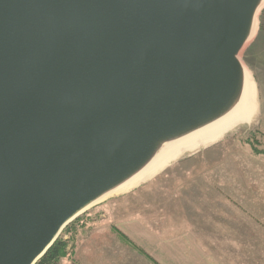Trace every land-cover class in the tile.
Returning a JSON list of instances; mask_svg holds the SVG:
<instances>
[{
    "label": "water",
    "instance_id": "1",
    "mask_svg": "<svg viewBox=\"0 0 264 264\" xmlns=\"http://www.w3.org/2000/svg\"><path fill=\"white\" fill-rule=\"evenodd\" d=\"M262 1L0 0V264H37L161 144L241 105Z\"/></svg>",
    "mask_w": 264,
    "mask_h": 264
},
{
    "label": "rangeland",
    "instance_id": "2",
    "mask_svg": "<svg viewBox=\"0 0 264 264\" xmlns=\"http://www.w3.org/2000/svg\"><path fill=\"white\" fill-rule=\"evenodd\" d=\"M241 61L257 89L258 110L251 126H239L215 146L182 155L152 181L79 217L59 237L67 242V252L91 235L95 223L140 220L156 239L183 253L196 248L212 253L213 263L238 262L235 229L227 227V219L234 218L236 206L252 203L255 187L264 203V8ZM165 248L164 262H182L180 254Z\"/></svg>",
    "mask_w": 264,
    "mask_h": 264
},
{
    "label": "crops",
    "instance_id": "3",
    "mask_svg": "<svg viewBox=\"0 0 264 264\" xmlns=\"http://www.w3.org/2000/svg\"><path fill=\"white\" fill-rule=\"evenodd\" d=\"M252 194V203L236 206L234 218L227 219V227L235 229V242L238 250L235 254L238 261L236 264H264V203L260 202L259 187H255ZM139 221L95 223L91 235L83 236L76 248L73 251L69 250L59 264H167L163 260L164 249H167L165 247H170L175 255L182 256V262L177 264H218L212 262V253L196 248L183 253L173 244H164ZM249 245L251 250L247 251ZM241 249H246V251H241ZM175 257L178 258V256Z\"/></svg>",
    "mask_w": 264,
    "mask_h": 264
},
{
    "label": "bare ground",
    "instance_id": "4",
    "mask_svg": "<svg viewBox=\"0 0 264 264\" xmlns=\"http://www.w3.org/2000/svg\"><path fill=\"white\" fill-rule=\"evenodd\" d=\"M263 7L264 0L261 3L258 14ZM258 14L256 16H258ZM255 21L256 17L254 20L255 24L253 23L255 26L254 33L257 31V21ZM249 72L245 70L246 87L244 94L241 95L243 97L241 105H238L234 109L232 108L224 115L212 120L211 122L202 124L201 126L182 134L178 138H174L166 143L161 144L152 159L141 171L130 178L127 182L103 196V198H101L95 205L101 204L109 198L126 194L140 187L141 185L155 178L160 172L166 170L178 158L180 159L182 155H185L186 153H194L199 151L201 148H207L212 144L214 145V143L219 141L220 138L237 128L232 127L230 124L233 123V121H235L242 113L244 118L242 119L241 123L250 124L257 114L258 102L257 89L255 88L256 86L254 79L251 77ZM249 97L255 98L254 102L252 103V112L246 111L245 107Z\"/></svg>",
    "mask_w": 264,
    "mask_h": 264
},
{
    "label": "trees",
    "instance_id": "5",
    "mask_svg": "<svg viewBox=\"0 0 264 264\" xmlns=\"http://www.w3.org/2000/svg\"><path fill=\"white\" fill-rule=\"evenodd\" d=\"M67 246V242L59 239L37 264H59L60 260L67 254Z\"/></svg>",
    "mask_w": 264,
    "mask_h": 264
}]
</instances>
